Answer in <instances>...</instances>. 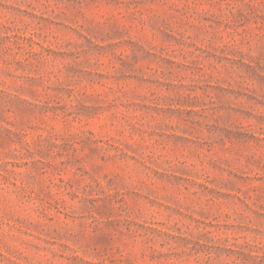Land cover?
<instances>
[{"label": "rangeland", "instance_id": "obj_1", "mask_svg": "<svg viewBox=\"0 0 264 264\" xmlns=\"http://www.w3.org/2000/svg\"><path fill=\"white\" fill-rule=\"evenodd\" d=\"M0 264H264V0H0Z\"/></svg>", "mask_w": 264, "mask_h": 264}]
</instances>
